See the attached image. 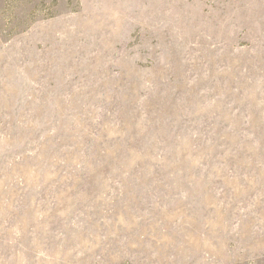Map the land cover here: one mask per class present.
<instances>
[{"label": "rangeland", "instance_id": "374dc122", "mask_svg": "<svg viewBox=\"0 0 264 264\" xmlns=\"http://www.w3.org/2000/svg\"><path fill=\"white\" fill-rule=\"evenodd\" d=\"M0 264H264V0H0Z\"/></svg>", "mask_w": 264, "mask_h": 264}]
</instances>
